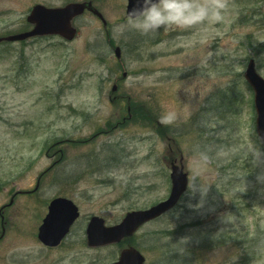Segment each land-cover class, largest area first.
I'll use <instances>...</instances> for the list:
<instances>
[{
    "label": "rangeland",
    "instance_id": "obj_1",
    "mask_svg": "<svg viewBox=\"0 0 264 264\" xmlns=\"http://www.w3.org/2000/svg\"><path fill=\"white\" fill-rule=\"evenodd\" d=\"M82 1L0 0V36L29 30L35 5ZM93 1L107 29L86 13L74 22L73 42L50 37L0 46V264L106 262L116 248L84 250L74 238L56 251L44 248L38 229L51 201L65 197L79 206L75 237L90 216L116 225L169 197V166L181 155L197 190L133 242L146 255L173 249L181 254L174 264H264V181L257 179L264 165L254 159L264 146L244 78L250 59L264 78V0H223L220 20L155 36L120 30L127 0ZM118 80L120 98L112 102ZM127 97L137 112L122 125ZM145 113L159 125L136 119ZM168 115L174 118L165 122ZM57 141L63 159L53 165ZM46 173L39 198L20 193Z\"/></svg>",
    "mask_w": 264,
    "mask_h": 264
},
{
    "label": "water",
    "instance_id": "obj_2",
    "mask_svg": "<svg viewBox=\"0 0 264 264\" xmlns=\"http://www.w3.org/2000/svg\"><path fill=\"white\" fill-rule=\"evenodd\" d=\"M134 0H128L127 14L133 7ZM91 12L100 18L107 27V22L103 15L94 7L92 2L72 3L64 8L49 9L41 5L35 6L29 17L28 23L34 26L32 31L18 35L0 38L2 43L23 42L36 37L60 36L66 41H73L77 36V29L73 26V21ZM117 60L122 59L120 47L115 49ZM127 78V73L123 74V79ZM245 79L254 91V104L257 114V133L264 144V78L257 72L254 60H251L245 72ZM113 93L117 91V86L113 87ZM172 190L169 198L152 208L144 211H134L128 213L121 224L115 227H106L105 221L95 217L89 227V244L93 247L119 243L127 237L133 236L144 224L162 217L178 204L189 186L188 174L184 166L177 163L171 166ZM79 217L77 206L67 199H56L49 206V213L39 229V240L47 247H57L67 236L73 223ZM143 264L144 259L135 249L125 250L117 264Z\"/></svg>",
    "mask_w": 264,
    "mask_h": 264
},
{
    "label": "clouds",
    "instance_id": "obj_3",
    "mask_svg": "<svg viewBox=\"0 0 264 264\" xmlns=\"http://www.w3.org/2000/svg\"><path fill=\"white\" fill-rule=\"evenodd\" d=\"M225 8L223 0H134L125 23L119 27L121 31L155 36L162 29L175 27L186 30L218 21ZM173 118L172 115L162 117L165 122H170ZM254 159L257 166L264 165V151H255ZM257 179L264 181V174H260ZM189 190L194 193L197 188L190 187ZM199 191L202 196L208 192L201 186Z\"/></svg>",
    "mask_w": 264,
    "mask_h": 264
},
{
    "label": "flooded vegetation",
    "instance_id": "obj_4",
    "mask_svg": "<svg viewBox=\"0 0 264 264\" xmlns=\"http://www.w3.org/2000/svg\"><path fill=\"white\" fill-rule=\"evenodd\" d=\"M137 112V110H135ZM134 111V112H135ZM134 119V117H133ZM132 119V120H133ZM126 117H123L122 118V121H126ZM56 155L58 156V160L56 161V163H53V165L59 163L60 160L63 159V148H62V142H56ZM172 153H173V150H172ZM176 160V158H174L172 160V162ZM175 162V161H174ZM53 168V167H52ZM50 168V170L52 169ZM47 175H49V173H46V174H41V176H38L37 180H36V187L34 189H30V190H27L25 192H20L22 195H28L31 199L34 200V198H39V196L36 195L37 191L40 189L41 187V183L43 181V177H46ZM61 176V175H59ZM15 197V195H14ZM59 198V197H58ZM56 199V198H55ZM54 200V199H53ZM14 202V198L12 197V200L10 202V204H13ZM76 204V203H75ZM77 205V204H76ZM78 206V205H77ZM79 208V206H78ZM2 209H5L2 208ZM6 210V209H5ZM5 210L3 212V214L0 212V218L2 220V223H4L5 221ZM48 210V208H47ZM79 218L73 223V225L71 226L70 230H69V233L68 235L63 239V241L61 242V244L57 247H47L45 246L44 244H42L44 246V248L46 250H51V251H56L58 250L59 248H61L65 243H67L68 240H70L71 238H74L73 239V246L75 245H81L84 250H89V251H94V252H98V251H102V250H106L108 251L107 249H111V248H116V252L113 253L108 259L106 262L104 263H101V264H117L119 261H120V258L122 256V253L125 251V250H129V249H135L139 252V254L141 255V257H143L144 259V263L143 264H174L175 260L178 259L177 257H180L181 254H177L175 252H173V249L172 250H169V254L167 253H163L162 255H160L159 253L157 252H153V253H150L149 255H146L145 253H143L141 250H140V246H138L137 244H135L133 241L135 239V237L139 234V232L144 228L146 227L147 225L149 224H152L157 220L155 221H151L149 223H146L145 225H143L139 231L134 234L133 236L131 237H127L125 239H123L121 242L119 243H116V244H110V245H104V246H100V247H93L89 244V227L91 225V221H92V218L94 216H90V219L87 220V222H83L81 223V227L80 229L82 230V234L81 237H75V233L77 231V225L78 223L80 222L81 220V211H80V208H79ZM126 216V215H125ZM124 216V217H125ZM123 217V219H124ZM122 219V220H123ZM105 220V219H104ZM121 220V221H122ZM121 221L119 223H121ZM106 222V221H105ZM118 223V224H119ZM116 224V225H118ZM106 226H109L107 224H105ZM110 226H115V225H110ZM79 228V227H78ZM38 234H39V229H38ZM69 248H71V244L69 243ZM173 252V253H172ZM136 262H133L132 264H134ZM98 264V263H97Z\"/></svg>",
    "mask_w": 264,
    "mask_h": 264
},
{
    "label": "trees",
    "instance_id": "obj_5",
    "mask_svg": "<svg viewBox=\"0 0 264 264\" xmlns=\"http://www.w3.org/2000/svg\"><path fill=\"white\" fill-rule=\"evenodd\" d=\"M262 47H263V48H262ZM259 49L263 52V51H264V46H260ZM132 109H136V108H134L133 105H132ZM138 109H141V107L139 106ZM139 117H140V119L136 118V119L139 120V121H146V120L149 121V117H148L147 115H146V119H143V118H144L143 115H140Z\"/></svg>",
    "mask_w": 264,
    "mask_h": 264
}]
</instances>
